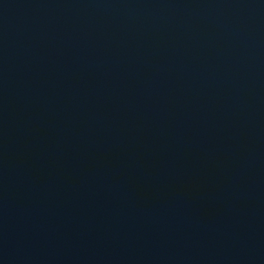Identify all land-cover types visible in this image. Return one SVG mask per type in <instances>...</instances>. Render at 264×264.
<instances>
[{"label": "water", "instance_id": "water-1", "mask_svg": "<svg viewBox=\"0 0 264 264\" xmlns=\"http://www.w3.org/2000/svg\"><path fill=\"white\" fill-rule=\"evenodd\" d=\"M0 264H264V0H0Z\"/></svg>", "mask_w": 264, "mask_h": 264}]
</instances>
